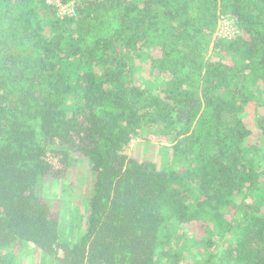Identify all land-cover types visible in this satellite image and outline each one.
Listing matches in <instances>:
<instances>
[{"label": "trees", "instance_id": "trees-1", "mask_svg": "<svg viewBox=\"0 0 264 264\" xmlns=\"http://www.w3.org/2000/svg\"><path fill=\"white\" fill-rule=\"evenodd\" d=\"M59 1L0 0V264H264V0Z\"/></svg>", "mask_w": 264, "mask_h": 264}, {"label": "rangeland", "instance_id": "rangeland-1", "mask_svg": "<svg viewBox=\"0 0 264 264\" xmlns=\"http://www.w3.org/2000/svg\"><path fill=\"white\" fill-rule=\"evenodd\" d=\"M135 3L138 0H133ZM140 1V0H139ZM67 11L71 10H60V14H67ZM218 35L223 37H233L236 34V30L234 25L225 18H220L218 22ZM169 139H161L155 142H147L144 140H137L134 141L127 149L126 154L130 156L137 157L138 159L153 161L158 166L163 160H169L171 156V150L168 146H170ZM71 167L72 172L68 173V177L64 180V184L69 186L70 197L73 202L72 207H67L61 211V217L63 224L66 227H72L74 225L73 221L76 220L78 217L79 212L82 210V206H84L86 202V191H87V184L81 174L86 168L87 163L85 161L76 164L75 163ZM52 182H49L43 189L44 192L51 191ZM54 185V184H53ZM62 184L57 182L53 187V192H55V196L60 193ZM49 195V194H48ZM51 197L56 198L55 196L51 195ZM66 200L68 198H65ZM71 230H69L70 234ZM182 232V231H180ZM187 233V232H186ZM29 251H31L30 261L21 260L19 264H37L38 261V253L36 252L35 248L32 244H28Z\"/></svg>", "mask_w": 264, "mask_h": 264}, {"label": "built area", "instance_id": "built-area-1", "mask_svg": "<svg viewBox=\"0 0 264 264\" xmlns=\"http://www.w3.org/2000/svg\"><path fill=\"white\" fill-rule=\"evenodd\" d=\"M48 4H52L53 6L56 7L57 10V15L58 16H63V15H70L73 13V10L71 8V4H61L59 0H46ZM60 10H71L70 12L67 11V14H60ZM218 31V28H217Z\"/></svg>", "mask_w": 264, "mask_h": 264}]
</instances>
